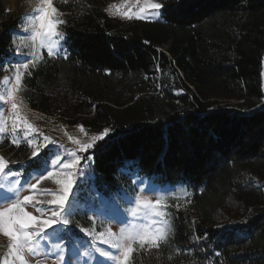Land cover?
Listing matches in <instances>:
<instances>
[{
    "label": "trees",
    "instance_id": "obj_1",
    "mask_svg": "<svg viewBox=\"0 0 264 264\" xmlns=\"http://www.w3.org/2000/svg\"><path fill=\"white\" fill-rule=\"evenodd\" d=\"M115 1L55 0L70 59L44 53L26 78L28 107L89 133L114 129L88 153L103 184L133 167L192 190L169 243L135 264H264V0H158L154 21L110 17ZM13 15L0 0V59Z\"/></svg>",
    "mask_w": 264,
    "mask_h": 264
},
{
    "label": "snow or ice",
    "instance_id": "obj_2",
    "mask_svg": "<svg viewBox=\"0 0 264 264\" xmlns=\"http://www.w3.org/2000/svg\"><path fill=\"white\" fill-rule=\"evenodd\" d=\"M60 2L68 3V0ZM163 7L162 3L144 0L139 11H122L123 4H110L104 11L110 17L119 15L133 21L151 19L154 15L159 19ZM63 15L55 6V0H35L32 11L21 18L20 31L24 35L19 37V42L15 38L17 33H13L15 57L0 59V69L8 73L0 80V143L9 139L17 148L26 145L31 158L28 167L32 169L30 174L14 170L10 164L23 166L24 162L9 161L0 155V236L7 241L6 252L0 255V264H48L49 257L53 258L52 264H92L93 260L95 264H135L134 254L141 250H161L169 243V237L175 232V217L170 211L173 205L169 201L187 198L191 194L184 188L167 189L152 184L141 188L134 181L136 186L129 190L123 211L114 201L103 198L99 208L94 204L80 206L83 185L92 178L87 168L91 166L93 156L88 153L106 137L110 138L114 129L105 127L98 135L90 136L87 142L68 136L76 147L66 149L29 121L26 110L31 109L22 95L27 89L26 78L32 77L42 64L46 65L47 59H70L64 46L67 33L62 26L67 21L61 18ZM156 71L160 72L159 66ZM260 75L264 78V71ZM176 91L179 94L183 89ZM5 104L9 106L7 116L4 115ZM40 118L43 114H37V119ZM77 127L81 132L85 131L83 125ZM44 181H52L55 190L39 189ZM98 187L101 196H106L103 186ZM25 191L33 194L22 195ZM187 204H191V200H187ZM28 206L40 215L26 211ZM174 207L178 212L183 205ZM89 212L92 215H88ZM77 213L87 216L93 225L104 217L100 222L103 230L98 232L77 223L76 227L91 238L90 242L82 240L71 227L72 218ZM206 239L205 236H192L193 241ZM74 240L79 241L78 246L73 245ZM97 241L108 247H99ZM180 251L178 248L177 252ZM72 258L80 259L74 261Z\"/></svg>",
    "mask_w": 264,
    "mask_h": 264
},
{
    "label": "rangeland",
    "instance_id": "obj_3",
    "mask_svg": "<svg viewBox=\"0 0 264 264\" xmlns=\"http://www.w3.org/2000/svg\"><path fill=\"white\" fill-rule=\"evenodd\" d=\"M2 1L6 4L8 9L11 11V13L14 14L13 16L15 17V19L18 20L17 27L12 30V40L14 38L13 33L16 32L17 34L15 38L17 39V42H19V37L21 35H24V33L20 31V28L22 25L21 18L24 17L27 13L32 11V8L34 7V4H35V0H2ZM148 2L149 3H159L158 0H148ZM111 4H116L117 6H120L123 4L122 11H127L129 9H131L132 11H139L140 7L144 6V0H140L139 3H136V0H128L127 3H124V0H118ZM116 17H119L120 19H122L119 15H117ZM123 20H126V19H123ZM146 20H149V21L160 20V16H159V19H157V17L154 15L152 16L151 19H146ZM15 55H16L15 51L13 50V48H11L8 58L15 57ZM262 71H264V66L262 68ZM0 73H1L0 80H2L4 75L8 74V73H5L2 69H0ZM261 79H262V87H263V92H264V78L261 77ZM8 110H9V106L5 104L4 105V115L5 116L8 115ZM37 114H42V113L38 111H34L32 109L31 111L26 110V115L30 122H32L36 127L40 128L45 135L57 141L58 144H63L66 149H74L76 147L74 144H72L68 140V136H72L75 139H79L81 141L87 142V139L90 136L99 134V133H89L87 130H85L84 132H81L80 129L77 127V125L79 124H74V125L68 124L65 120L59 117L46 116L43 114V118L37 119ZM65 133H67V135H65ZM49 147H54V145H49ZM0 155H3L5 159L9 161L24 162L23 166L20 163L10 164L9 166L13 168L14 170H19V171L26 172L29 174L32 172V169L28 167V165H30L31 163L30 149L26 145L22 144L20 148H17L15 145L10 144L9 139H5L3 143H0ZM82 165H83V162H82ZM87 171L92 178L83 185V190L81 192L82 199L80 201V206L82 208L92 206L93 204L99 208L101 206L100 204L101 198H103V200L105 201H109V200L114 201L117 205H119L121 211H123L124 208L127 206L124 201L128 198L129 190L136 186L133 183L134 181L141 188L149 184H152L160 188L176 189V190H179L181 188L186 189L191 194L189 197L182 198L180 200L171 199L169 201V203L173 205V207L170 209V211L173 214H174V211L176 210L174 206L176 204L184 205L186 202V199L190 198L193 194L192 190L187 185L182 184V183H176L172 185L168 184V185H161V186L154 184L147 177L141 176L137 172V170L134 169L133 167H128L120 172V175L118 176V181H116L114 188H112L111 186L105 185L102 183L101 180L96 179L91 168H87ZM21 179H23V177H21ZM100 185H102L103 188L107 191L106 196H103V197L101 196V190L98 187ZM38 187L41 190L43 189L55 190L56 188L55 184L52 181H44ZM28 194H33V193L30 191H25L22 193V195H28ZM25 210L33 213L34 215H40V213L36 212L35 209L32 208L31 206L26 207ZM88 215H92V213L89 212ZM72 219H73V224L71 225V227L73 228L74 232L78 233L79 237L84 241L90 242L91 238L86 236L83 232H81L79 227H76L77 223L81 227L88 228L90 230L95 228L97 232L103 230L100 226V222L101 220L104 219V217L99 218L96 221L95 225H93V223L87 219V216H84L82 213H77V215H75ZM113 230L114 231L116 230L115 225H113ZM6 243H7L6 238L0 236V245H2L0 246V255H3L6 252ZM78 243H79L78 240L73 241L74 246H78ZM97 245L103 248L108 247L107 245L100 244L99 241H97ZM80 250L84 251V249H80ZM72 259L75 261V260H79L80 258H72ZM52 260L53 258L49 257L48 264H52ZM92 264H95L94 260L92 261Z\"/></svg>",
    "mask_w": 264,
    "mask_h": 264
},
{
    "label": "built area",
    "instance_id": "obj_4",
    "mask_svg": "<svg viewBox=\"0 0 264 264\" xmlns=\"http://www.w3.org/2000/svg\"><path fill=\"white\" fill-rule=\"evenodd\" d=\"M92 167V164H91V166L90 167H88V168H91Z\"/></svg>",
    "mask_w": 264,
    "mask_h": 264
}]
</instances>
